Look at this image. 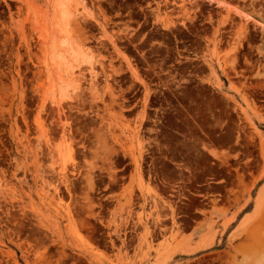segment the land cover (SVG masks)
Returning <instances> with one entry per match:
<instances>
[{
    "label": "rangeland",
    "instance_id": "rangeland-1",
    "mask_svg": "<svg viewBox=\"0 0 264 264\" xmlns=\"http://www.w3.org/2000/svg\"><path fill=\"white\" fill-rule=\"evenodd\" d=\"M258 92L264 0H0V264H264Z\"/></svg>",
    "mask_w": 264,
    "mask_h": 264
},
{
    "label": "flooded vegetation",
    "instance_id": "flooded-vegetation-1",
    "mask_svg": "<svg viewBox=\"0 0 264 264\" xmlns=\"http://www.w3.org/2000/svg\"><path fill=\"white\" fill-rule=\"evenodd\" d=\"M257 46H258V45L253 46L254 50H253L252 52H253V56H254L255 58H254L252 61H247V58H246V57H241L240 66H243L244 68H241V69L239 70V72L248 73V72L251 71L250 68H252V67L258 69V66H259V63H258V62H260V60L262 59V56L258 54ZM247 48H248V45H245V49H247ZM247 52H249V51H247ZM257 63H258V64H257ZM238 77L245 78V79L250 78L249 76H242V75H240V74L238 75ZM255 103H256V105H257L258 108H260L261 110H264V93H262V92H258V93H257V98L255 99ZM172 164L174 165V163H172ZM212 164H213V163H212ZM177 165H178V166H181V165H183V164H182V163H179V164H177ZM123 169H124V168H121V169L117 170V172H122ZM175 169H176L178 172H180V171L188 172L185 168H178V167H176ZM188 173H189V176H186V179H187V180H186L185 184H191V183H193L194 180H195V178L192 177V175L190 174V172H188ZM179 174H180V173H179ZM180 175H181V174H180ZM123 178H125V177L119 176L118 179L121 180V179H123ZM221 182H222V181H218V182H209L208 184H210V185H218V184H220ZM159 183H161V182L159 181ZM170 186H172V185H167V187H170ZM201 186H203V185H198V184L195 185V187H201ZM161 187H162V188H166V187H165L164 185H162V184H161ZM157 188L159 189L158 186H157ZM170 190H171V189H170ZM64 191H65V192H68L67 188H64ZM105 191H106V187H104V188H100V189L98 188V190H97V192H96V194H97L96 199L99 200V201H102V202L106 201L109 195H105V194H103ZM171 191L174 192L175 190H171ZM169 196L173 197L172 195H169ZM174 203L176 204V203H178V201H174ZM168 219H169V218H168Z\"/></svg>",
    "mask_w": 264,
    "mask_h": 264
},
{
    "label": "crops",
    "instance_id": "crops-1",
    "mask_svg": "<svg viewBox=\"0 0 264 264\" xmlns=\"http://www.w3.org/2000/svg\"><path fill=\"white\" fill-rule=\"evenodd\" d=\"M212 3H214V2H212ZM215 4V3H214ZM250 214V212H245L244 214H243V217H245V216H247V215H249ZM242 217V218H243Z\"/></svg>",
    "mask_w": 264,
    "mask_h": 264
},
{
    "label": "bare ground",
    "instance_id": "bare-ground-1",
    "mask_svg": "<svg viewBox=\"0 0 264 264\" xmlns=\"http://www.w3.org/2000/svg\"><path fill=\"white\" fill-rule=\"evenodd\" d=\"M112 42V41H111ZM113 43V42H112ZM42 256V255H41ZM41 258V257H40Z\"/></svg>",
    "mask_w": 264,
    "mask_h": 264
}]
</instances>
